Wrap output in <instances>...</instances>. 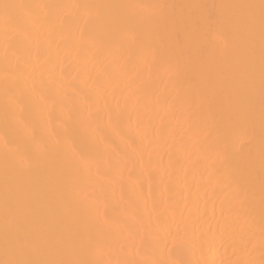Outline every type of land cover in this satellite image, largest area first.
Instances as JSON below:
<instances>
[{"label":"bare ground","instance_id":"1","mask_svg":"<svg viewBox=\"0 0 264 264\" xmlns=\"http://www.w3.org/2000/svg\"><path fill=\"white\" fill-rule=\"evenodd\" d=\"M0 2L60 6L0 20V260L15 254L7 231L42 259L264 264L259 8L251 37L210 26L260 0ZM73 5L139 7L96 18ZM250 91L255 133L233 135L222 160L219 136L248 127ZM184 223L210 242L174 241Z\"/></svg>","mask_w":264,"mask_h":264},{"label":"snow or ice","instance_id":"2","mask_svg":"<svg viewBox=\"0 0 264 264\" xmlns=\"http://www.w3.org/2000/svg\"><path fill=\"white\" fill-rule=\"evenodd\" d=\"M31 7H41V8H55L60 7L58 5H24L19 3H7L0 2V20L3 21L5 28L7 29L12 25L17 17L16 13L18 10H28ZM72 7H82L89 11V15H93L96 18L100 17V9L103 8H119V7H139V6H125V5H73ZM159 8L167 7L165 5L154 6ZM235 9L242 10L241 15L234 14L232 17H224L221 20H215L210 18V26H215L220 24L222 26H232L243 24L249 36L253 35L255 28V9L259 8L260 14V39H261V80H260V108H259V122H260V132H261V170L264 173V0H260L259 5L254 4H241V5H231ZM38 23V21H37ZM254 43V41H253ZM154 55V54H153ZM160 62L162 65H168L167 70L173 75H178L181 72L179 64L171 65L165 57L161 56ZM254 96V91H250V98L248 107L245 112V120L248 127L246 129H240L233 125L232 128L224 130L221 132L218 140L219 152L218 158L222 160L229 159L230 152L232 149V137L233 135L248 131L255 133L256 124V106L255 101L252 98ZM251 172H249V175ZM90 197L85 194L84 199H89ZM235 204L240 207L244 206L247 199V194L242 197L239 186L234 189ZM260 214H261V243L264 245V175L261 177V201H260ZM174 241L182 245H190L193 248L202 247L204 244L209 243L210 240L206 233H201L193 224L184 223L182 228L177 229L176 235L173 237ZM6 251L7 245L11 243L14 249V256L12 258L0 260V264H94L93 261L85 259H42L39 258V249L33 248L27 240L22 239L19 234H10L6 231L5 233ZM125 264H138L136 261L125 262ZM144 264H149V262H144ZM151 264H189V262L183 260L177 261H166V260H155Z\"/></svg>","mask_w":264,"mask_h":264}]
</instances>
